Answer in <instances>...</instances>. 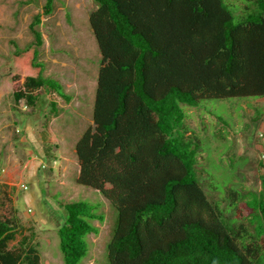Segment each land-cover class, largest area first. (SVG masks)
I'll return each mask as SVG.
<instances>
[{
  "label": "trees",
  "instance_id": "1",
  "mask_svg": "<svg viewBox=\"0 0 264 264\" xmlns=\"http://www.w3.org/2000/svg\"><path fill=\"white\" fill-rule=\"evenodd\" d=\"M53 1L33 17L32 44L11 57L35 71L14 76L13 95L29 108L38 107L42 90L66 96L38 60V24ZM93 1L89 22L101 60L92 122L75 145L76 184L98 191L116 211L103 264H264V220L257 218L264 193L255 204L243 203L257 223L254 236L240 221L241 208L231 216L206 194L196 166L201 140L185 125L182 108L264 96V0H246L239 20L223 0ZM49 104L58 113L56 101ZM56 147L43 143V159L56 163ZM47 166L51 171L41 164ZM62 206L64 264H78L88 253L86 236L98 232L90 221L104 216L84 201ZM17 221L0 215V264H41L26 239L10 247Z\"/></svg>",
  "mask_w": 264,
  "mask_h": 264
},
{
  "label": "rangeland",
  "instance_id": "2",
  "mask_svg": "<svg viewBox=\"0 0 264 264\" xmlns=\"http://www.w3.org/2000/svg\"><path fill=\"white\" fill-rule=\"evenodd\" d=\"M223 1L236 20L250 3ZM45 3L0 0V215L17 217L18 232L11 248L26 239V244L38 248L41 264H64L58 236L65 221L62 204L91 203L104 220L90 221L98 232L86 236L88 253L78 264H103L116 211L98 191L76 184L75 145L92 122L101 60L89 22L97 7L93 0H54L51 13L42 14L38 24L43 35L38 60L44 76L59 82L66 96L42 90L38 107L29 108L25 100L18 102L13 95L14 76L21 75L22 80L35 71L11 57L34 41L29 26ZM50 100L56 101L57 114ZM182 108L185 125L201 140L196 166L206 194L231 216L241 208L240 221L255 236L257 223L251 222L252 214L243 203L255 204L264 193V96L209 99ZM43 143L57 145L53 150L56 163L36 153ZM31 162L39 165L33 173H29ZM42 163L52 170L48 166L43 170ZM231 191L242 197L232 200ZM257 218L264 220V215Z\"/></svg>",
  "mask_w": 264,
  "mask_h": 264
},
{
  "label": "crops",
  "instance_id": "3",
  "mask_svg": "<svg viewBox=\"0 0 264 264\" xmlns=\"http://www.w3.org/2000/svg\"><path fill=\"white\" fill-rule=\"evenodd\" d=\"M58 112H59V110H58ZM55 114H57V113H55ZM37 154H39V155H41V156H43L44 155V150H43V148L39 151L38 150V152H36ZM42 159V158H41ZM40 159V160H41ZM31 161V160H30ZM30 164V166H31V171L29 172V173H33V170H34V167L36 166V168H38L39 167V165H37L38 163L36 162L35 164H34V162L32 163H29ZM78 172H79V166H78Z\"/></svg>",
  "mask_w": 264,
  "mask_h": 264
},
{
  "label": "built area",
  "instance_id": "4",
  "mask_svg": "<svg viewBox=\"0 0 264 264\" xmlns=\"http://www.w3.org/2000/svg\"><path fill=\"white\" fill-rule=\"evenodd\" d=\"M23 187H24V188H27V186H26V185H24Z\"/></svg>",
  "mask_w": 264,
  "mask_h": 264
}]
</instances>
